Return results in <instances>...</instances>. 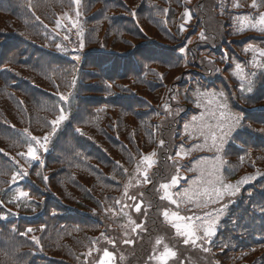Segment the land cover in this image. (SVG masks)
I'll use <instances>...</instances> for the list:
<instances>
[{
  "label": "trees",
  "instance_id": "obj_1",
  "mask_svg": "<svg viewBox=\"0 0 264 264\" xmlns=\"http://www.w3.org/2000/svg\"><path fill=\"white\" fill-rule=\"evenodd\" d=\"M85 5L90 15L93 5L101 10L93 20L90 16L86 21L87 35H94L86 63L92 68L81 72V90L88 95L82 98L81 106L77 105V113L82 112L83 117L67 126L48 157V181L41 180L40 187L31 186L32 200L21 206L9 202L17 188L11 189L6 180L11 168L7 165L6 169L4 155L21 145L17 128L45 133L59 114L57 101L46 94L45 86L63 83L74 70L71 61L39 47L45 43L40 20L53 23L73 4L71 0H0V199L4 198L0 215H7L0 220V264H77V257L92 248L103 232L104 224L92 214L101 216L106 208L116 205L127 177L124 166L133 164L154 145L153 121L160 110L159 92H152L158 88L163 93L167 84L179 83L175 71L180 69V62L169 63V76L167 72L164 79L142 80L138 74L128 83L130 88L119 86L126 69L121 72L116 66V71L107 65V61L122 63L107 50L125 54L148 41L161 42L159 35L151 36L152 29L170 38L167 31L172 29L167 25L173 24L179 11L177 0H85ZM161 11L166 12V20L158 15L164 28L153 22L154 15ZM132 13L138 16L148 38L129 30L126 22L117 23L119 15L132 17ZM142 22L152 29L143 27ZM132 36L145 40L136 42ZM175 37L179 39L178 33ZM21 42L24 48L19 47ZM124 43L129 46L127 50H123ZM195 65L203 72L197 62L190 68ZM161 72L166 74L163 70L157 74ZM257 90L248 104L258 108L264 103V81ZM249 119L251 133L243 141L248 140V146L236 150L237 154L233 151L238 160L231 162L229 174L233 179L259 178L233 212L236 221L223 224L211 249V264L216 260L218 264H264V236L260 238L263 244L249 245L232 235L264 233V113L252 114ZM250 196L254 200L249 201ZM28 228L33 231L21 235ZM130 254V264L141 263V251Z\"/></svg>",
  "mask_w": 264,
  "mask_h": 264
},
{
  "label": "rangeland",
  "instance_id": "obj_2",
  "mask_svg": "<svg viewBox=\"0 0 264 264\" xmlns=\"http://www.w3.org/2000/svg\"><path fill=\"white\" fill-rule=\"evenodd\" d=\"M236 2H237V0H217V1L212 2V6H214V7L220 6V8L224 11H226L228 9H232L233 11L237 12L239 7L234 6V4ZM187 3L189 5H193L194 12L202 18V20L204 21V23H206V25L212 24L213 18H212L211 12H210L211 8L201 10L198 6H195L196 0H187ZM80 10H81V6H80ZM81 12H82V10H81ZM244 16H250L253 18H258L259 14L257 15V14L251 13V14L243 15V16L242 15H235L234 16L235 17V24L237 25V27L240 30L243 29V30H241L243 32H248V33H244L243 35L237 33L235 36L230 38L231 45L235 44V47H237V45H236L237 43H241V41L243 39L247 38L248 36L258 37V36L264 35V32H260L258 30H255V28H253L251 26V24H245L243 21ZM82 19H83V14H82ZM194 23H195V20L192 21L191 28H189V32L192 34V36H194L196 33L195 32L196 28L194 27L195 26ZM252 24H255L256 28L260 27L257 19H253ZM142 25H143V27H147L149 30L152 29L149 25H146L144 22H142ZM230 25H231V23H230ZM152 31H153V34L151 36L156 37L157 35H159L161 42L168 44L170 46L173 45V43H175L170 38H167L166 37L167 35L166 36L161 35V34L157 33V30H154V29H152ZM167 32L171 36H175L177 33L175 31H172V32L167 31ZM53 34H54L55 38L58 40V43L63 45V49H66L67 48L66 41L62 40L61 37L58 35V33H56L55 31H53ZM146 36H147V34H146ZM131 38L136 42H141V41L145 40L143 37H133L132 36ZM139 38H141V39H139ZM83 42H84V37H83ZM186 42H188V39ZM180 44H181V46L184 45L183 39H182V42ZM175 45H179V44L176 43ZM127 48H129V46L126 43H124L123 50H127ZM76 49H78V47ZM249 49L258 50V49H256L255 45H253V44L251 45V47ZM253 52H254L253 56L255 55L257 61H259L258 60L259 56H258L257 52L256 51H253ZM59 53L62 55H65V56L73 57V58L76 55H80V60H78V61L81 62L84 59V56L86 54V49H85V46L82 50H79V51L72 50L71 52L61 51L59 49ZM72 53H76V55H71ZM248 53H252V50H249ZM212 58H213V56H212ZM262 59H264V58H262ZM225 63L226 62H225L224 58L223 59L218 58L217 67H219L220 71L224 68V73L228 72L229 68L232 67V66L226 67ZM236 65H235V67H236ZM245 65L248 66L249 63H245ZM153 68H154V65H153ZM162 70L167 71L168 76H169V70L166 67L162 68ZM196 70H198V69L196 68ZM180 71L181 70H176L175 72H176V74H180ZM235 72H236V76L244 84H248L247 81L244 80V74L246 73L245 70L243 73L239 69H237ZM251 77H252L251 74H247V79L249 81H251ZM146 79H152V77L149 76ZM230 80L233 81L232 78H230ZM149 91H150V89H149ZM154 91L155 92H152V93H158L161 90L157 88ZM202 92H209V93L215 92V93H217V95H219L220 93H223L231 112L238 114L242 118L241 122H240V127L237 128L232 133L231 138L225 144L223 153H217L215 151V149H212L210 151L208 149V146L205 145V137L204 136H198L196 138H193V136L191 134L192 133L191 118L193 116H199L201 114V112L204 110V102L205 101H204V98L200 95V93H202ZM78 93H79V84H78V81L76 80L75 87L69 93L70 95H67V96H69V99L73 100L78 95ZM192 101L194 104V108L197 109L199 111V113L190 117L182 125V128L180 130L175 128L173 130H169L167 132V134L165 136H163V139H160L158 137L159 138L158 145L152 151V152H156V156L153 158V160H154L153 166L148 168L147 165H144L142 163V158H141L138 160L135 168L128 174L127 180L125 182L123 193H122L121 198L119 200L121 202V204H127L128 207L123 208V210H120L121 205L118 204L117 209H113V208L107 209L104 216L102 217V220L105 222L106 230H109V229L116 230L114 232H109L108 236L102 235V237L100 238V240L103 239L102 240L103 242H105L106 240H107V242L109 240L115 242V247H113V244H111L109 242H108L109 244H107L106 242L105 243H106V245H110V249L114 250L113 253L116 257V264H119V263L123 264L131 255L130 249L123 247L124 245H132L133 251L134 250L141 251V262H142V264H156L155 260L150 259V257L152 256L154 251L158 253V251L160 249H162L165 245L173 248V250H175L177 252V257L175 259L170 258L169 264H182V263L195 264L189 260L193 259L195 262V260H197L199 258V255H202V259L207 258L209 256L210 244H207L204 241H199L196 245H185L183 243V237L178 236L177 234H176V238H178L180 240L177 242L174 241L175 239H172V238H169L168 240L162 238V237H170L171 232H172V229H171L172 225L168 221H167V223L169 225H167L165 223V221L161 218V217H163L162 213L164 210H168L170 213L179 212L181 215H188V216L203 215L204 213H206L208 211H212L216 208H219L223 204L226 203L228 205V207L225 210L224 215L220 219V223H219V226L217 229V234L219 232L220 225H221L223 220L226 219L225 222H230V223L236 221L235 214L231 213L229 211V208L231 207L233 202L235 200H237L242 195L243 189L247 186L248 183L241 185L239 192H237V194L235 196H225V197H223L221 204H210L207 208H197L193 204L184 203V202H181L179 208H177L175 205L170 204L167 200H161L160 199V196L162 195V189H160L159 186L161 183L170 182L172 175H174L176 173V167L180 168L179 174L182 177H187L188 180H181L179 187L171 188L169 190L170 192H176V191H179L182 188L188 186L189 181L191 179L195 178L199 174L198 171H190L189 170L191 168H200L201 165L198 164V161H201V160L211 161L218 156H222L223 160L225 161L224 163H219V161H217V163L219 164V167L221 169V175L223 176L224 182L229 183V184H237L239 182V181L227 180L225 177V169L227 167V161H226L225 153H226V149L231 144V142L234 140L235 135L240 131V129H241L240 142L243 143L245 137L251 133L252 122L247 120L242 125L243 116L237 110V108L235 107V105L231 101L230 97L223 91V89L212 90V91H208L207 89L197 90L194 93H192ZM198 103L201 104V107H199V108L197 107ZM259 104H260V107H264V103H259ZM248 106H249L248 108H250V109L257 108V106L255 104L251 105V103H249ZM180 114H182V111H176L173 109H169V111L166 112L165 122H168V121L173 122L175 120V118H177ZM71 115H72V112H71V114L67 115L68 119L66 121H64L62 124L57 126L56 138L59 136L60 132L64 129V127H65L66 123L69 121ZM155 121H156V118L154 119L153 122H155ZM185 124L190 125V127L188 129V134L185 133V129H184ZM241 126H242V128H241ZM27 133H30V132L27 130L22 131L23 139L26 142L28 140ZM32 136H34V135H32ZM179 137L181 139H186L187 143L186 144H184V143L178 144L177 140ZM37 138L43 140L40 137H37ZM56 138H55V140H56ZM50 139H51V137H50ZM161 141H164L163 146H161V144H160ZM247 141L244 142V147L248 146ZM32 143H33V145H35V142H32ZM48 144H49V142H48ZM196 145H202L203 147L195 148V150L188 151L189 149H193ZM181 146H183L185 151L188 152L187 156L184 158L176 155V153L179 151ZM247 149H250V147H248ZM39 151L40 152L38 153V155L41 157L45 152L42 151V149H39ZM49 151H50V149H49ZM49 151H47L45 153V155L42 158L41 163L44 164V162L46 161V154ZM152 152H150L146 155H150ZM169 156L173 157V159L169 160L168 159ZM29 160H30V158L27 157L26 155L24 157H20L19 161L21 163V170L27 171V172H29L31 170L35 161L29 162ZM16 161H17V159H16ZM137 165H140L142 171L146 170L148 172V176H149V179L151 181L150 183H144L143 182L142 173L139 176L137 175V172H136ZM13 175H15V174L8 176L9 179L7 178L6 180L10 181L12 179ZM126 187H127V196H125V188ZM261 193L264 194V191H262ZM131 196L136 197V202L143 201V204L141 206V212L137 213L135 211V209L133 207L134 202L132 200L128 199V197H131ZM248 200L249 201L254 200V196H250L248 198ZM239 205H240V203H239ZM152 208L156 209L152 212V213L155 212L154 216H152L150 214V211H149ZM11 209H13V208H11ZM12 211H15V210L13 209ZM130 220L134 221L136 224L141 225V228H139L136 232H133L131 230L132 224L129 222ZM175 232H176V230H175ZM201 235H202V233H201ZM232 235H233L234 239L238 242L248 243L249 245L263 244L260 241V238L262 236H264V233L258 234V235H256V234L246 235L244 233L235 232ZM125 236H127V238H125ZM105 237H107V239H105ZM214 238L215 237L212 238V241ZM126 239L132 240V241H134V243L125 244L124 240H126ZM157 239L163 240L164 243L159 245V246L156 245L155 242ZM197 246H198V248L196 250ZM101 248L104 249L102 246H100L99 243H97L96 247L93 249L92 256H88L87 255L88 252L85 253L84 255H81L79 260H78V264H95V260L97 259V257L102 255V252H97L96 249H101ZM246 248H249V247H246ZM204 249H207V250H204ZM118 253L120 255H118ZM184 259H187L188 262H185Z\"/></svg>",
  "mask_w": 264,
  "mask_h": 264
},
{
  "label": "snow or ice",
  "instance_id": "obj_3",
  "mask_svg": "<svg viewBox=\"0 0 264 264\" xmlns=\"http://www.w3.org/2000/svg\"><path fill=\"white\" fill-rule=\"evenodd\" d=\"M72 3L75 5V19L72 16H66L70 27L66 24L62 23L64 18L56 20V28L63 29L65 31L64 40L69 39V35L67 33L71 32V29H77V35L80 37V42L78 45V49L74 51H79L84 48L83 36L84 31L83 27L80 23V6L81 0H72ZM235 7H240V3L237 2L234 4ZM251 8L253 9H261L264 8V0H260V3H257V0H252ZM135 15V13H132ZM186 20L185 22H189L191 20L190 12H186ZM39 19V17H36ZM257 19L259 28H256L255 24H252V20ZM243 21L245 24H251L255 30L260 32H264V11L259 12L258 18H253L250 16H244ZM46 27V26H45ZM184 26L181 25L180 31H184ZM243 30V29H241ZM201 39H207L204 33L200 34ZM191 41L189 40L188 43ZM58 49L63 51V45L58 43L55 45ZM256 51L260 58H264V49H246L245 51ZM183 52L184 49H181ZM77 61L80 60V55H76L74 57ZM251 65L254 68H264V59L261 61H257L256 56L254 55L251 60ZM236 68L239 69L242 73L244 72L243 66L240 64L236 65ZM253 77L255 73L251 74ZM244 80L248 83V90L251 91V81L247 79V74H244ZM76 79L73 78L70 87H75ZM241 91H244L243 85H241ZM70 95V94H69ZM200 95L204 98V110L201 112L199 116H193L191 118V126H192V136L196 138L198 136L205 137V145L208 146V149L211 151L215 149L217 153H223L225 144L231 138L232 133L240 127L241 117L231 112L226 102V98L223 93L217 95L215 92H202ZM60 100L67 102L69 100V96L61 94ZM55 108V106H53ZM197 107H201V104H197ZM59 114L56 119L52 120L51 123V132L43 137V140L32 136L30 133H27V153L20 152L19 155L24 157L25 155L30 158L31 161H39L40 156L38 155V148L42 149L44 152L48 151V142L50 137L55 134L57 130V126L62 124L64 121L68 119V116L65 114V109L60 107L58 109ZM169 109L165 106V112H168ZM190 125L185 124L184 129L185 133L188 134V129ZM32 142H35V146ZM210 142V143H209ZM161 146H163L164 141L160 142ZM38 146V147H37ZM202 145H196L193 149H189L188 151L195 150V148H201ZM188 152L185 151L183 146L180 147L179 151L176 153L177 156L182 158L186 157ZM156 156V152H152L150 155H144L142 157V163L147 165L148 168L152 167L154 164L153 158ZM169 160H172L173 157L169 156ZM224 163L222 156H218L211 161L201 160L198 161V164L201 165L200 168H191L190 171H198L199 174L191 179L188 183V186L182 188L176 192H170L169 190L173 187H179L181 180H188L187 177H182L180 173V168L176 167V173L172 175L170 182L161 183L160 189H162V195L160 196L161 200H167L170 204L175 205L179 208L180 203H190L195 205L197 208H207L210 204H221L223 197L225 196H235L237 192L240 190V186L243 184H247L249 181L253 180L252 176H245L241 179L237 184H229L225 183L223 176L221 175V169L219 164ZM127 171V170H125ZM137 175L143 176L144 183H150V179L148 176V172L146 170L141 169L140 165H137L136 168ZM3 174V173H0ZM27 171H17L15 175L12 176V183L15 184L17 179L23 180L27 177ZM47 178L45 177V180ZM28 192L21 191L19 193L18 198H26L28 197ZM125 196H127V187L125 188ZM128 199L132 200L133 207L137 213L141 212V206L143 201L136 202V197L131 196ZM14 202V201H9ZM3 202L0 201V204ZM116 204L121 205L120 210L128 207L127 204H121L120 201H116ZM228 205L225 203L221 207L216 208L212 211H208L203 215H181L179 212L170 213L168 210L163 211V217L166 221H168L172 227L176 230V234L178 236L183 237V243L185 245H196L199 241H204L207 244L212 243V238L217 235V229L220 223L221 217L224 215L225 210ZM7 219V215H0V220ZM132 224V231L136 232L141 225L136 224L134 221H129ZM33 229L28 228L25 233H21V235H27L31 233ZM202 233V235H201ZM36 244H39V240L36 237H32ZM107 239V237H105ZM109 243L113 244L115 247V242L109 240ZM96 243V242H93ZM125 244H132L134 241L132 240H124ZM156 245H161L164 243L163 240L157 239ZM202 246V245H201ZM207 250V249H204ZM97 252H102V255L98 256L95 260V264H116V257L112 251H109L107 248L104 249H96ZM93 249H89L87 255L92 256ZM177 257V252L173 250V248L164 246L157 252H153L150 259L155 260L156 264H169V260L175 259Z\"/></svg>",
  "mask_w": 264,
  "mask_h": 264
},
{
  "label": "bare ground",
  "instance_id": "obj_4",
  "mask_svg": "<svg viewBox=\"0 0 264 264\" xmlns=\"http://www.w3.org/2000/svg\"><path fill=\"white\" fill-rule=\"evenodd\" d=\"M66 16H72V17L74 18V15H73L71 12H66L62 18H66ZM258 60L261 61L262 58L259 57ZM137 72H140V71H137ZM251 86H252V83H251ZM19 136L23 137L22 134H19ZM82 139H84V138H82ZM234 149H235V150H238V148L235 147V146H234ZM144 155H146V154H145V153L141 154V158H142ZM136 164H137V162L135 163V166H136ZM135 166H134V168H135ZM102 240H103V239H102ZM102 240L98 241L97 243H99L100 246H102L103 248H108L110 245H106V243L109 244V243L107 242V240L105 241L106 243L103 242ZM101 249H102V248H101ZM203 263H204V264H209L210 261H209L208 258H204V259H203Z\"/></svg>",
  "mask_w": 264,
  "mask_h": 264
}]
</instances>
